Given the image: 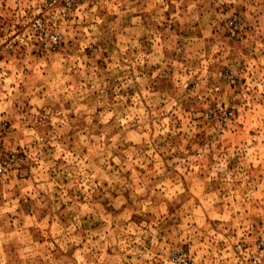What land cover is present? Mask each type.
<instances>
[{"label":"rangeland","instance_id":"obj_1","mask_svg":"<svg viewBox=\"0 0 264 264\" xmlns=\"http://www.w3.org/2000/svg\"><path fill=\"white\" fill-rule=\"evenodd\" d=\"M264 264V0H0V264Z\"/></svg>","mask_w":264,"mask_h":264},{"label":"built area","instance_id":"obj_2","mask_svg":"<svg viewBox=\"0 0 264 264\" xmlns=\"http://www.w3.org/2000/svg\"><path fill=\"white\" fill-rule=\"evenodd\" d=\"M184 264H189L188 262H185Z\"/></svg>","mask_w":264,"mask_h":264}]
</instances>
